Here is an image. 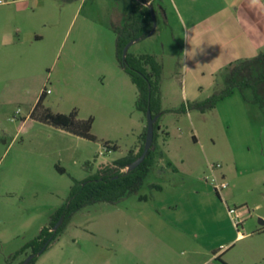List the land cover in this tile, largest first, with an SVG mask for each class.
<instances>
[{
	"label": "rangeland",
	"instance_id": "obj_1",
	"mask_svg": "<svg viewBox=\"0 0 264 264\" xmlns=\"http://www.w3.org/2000/svg\"><path fill=\"white\" fill-rule=\"evenodd\" d=\"M22 1L25 33L40 40L28 41L25 34L24 64L0 48V56L6 60L10 57L6 66H0V264H22L30 251L20 249L48 226L55 210L64 203L72 179L82 180L123 157L137 140L139 143L146 126L145 116L135 108L136 89L115 59V30L123 21L117 13L118 0ZM127 8L133 9L129 0ZM9 14L0 10V17ZM179 44L180 40L157 33L130 49L137 55L153 56L161 65V105L176 111L185 105L179 92ZM42 91L47 92L42 105L52 113L74 110L79 120L91 118L95 141L30 120L29 113ZM260 112L255 124L260 126L256 133L259 153L255 157L251 148L246 152L250 158L246 172L239 170L237 176L224 178L228 188L218 199L226 211L234 209L233 216L241 213L238 228L229 215V219L221 216L219 228L229 222L234 235L237 231L248 233L234 243L228 264H264V110ZM201 118H167L175 148L172 162L178 164L187 152L197 162L205 161V155L209 163L220 165V175L225 164L215 156L224 148V135L217 122L208 116L205 121ZM193 136L198 138L197 144ZM209 138L214 140V147ZM105 142L115 150L106 151ZM55 167L62 168L63 173ZM204 175L206 180L207 167ZM155 179L149 172L137 194L115 204L97 203L76 212L35 264H203L206 258L192 259L186 250L168 248L141 224L139 210L153 205L150 201L156 190L150 183ZM170 191L163 195L170 201L173 196L176 202L193 200L185 188L174 186ZM138 196H146L148 202L138 200ZM258 203L261 209L254 208ZM173 229L179 232L177 227ZM206 264L221 263L218 259Z\"/></svg>",
	"mask_w": 264,
	"mask_h": 264
},
{
	"label": "crops",
	"instance_id": "obj_2",
	"mask_svg": "<svg viewBox=\"0 0 264 264\" xmlns=\"http://www.w3.org/2000/svg\"><path fill=\"white\" fill-rule=\"evenodd\" d=\"M127 1L118 0L116 9L123 20L122 25L132 13L141 16L142 11L149 7L153 11L154 25L147 38L157 33H166L172 41L180 40L182 59L179 92L183 104L202 101L220 89L223 86L224 70L230 64L251 59L259 53L264 54V0H258L256 4H252L251 0H129L133 3L131 10L127 8ZM23 2L14 0L0 5L1 11L11 13L0 17V48L6 49L21 64L25 62V34L28 41L40 40L38 36L25 33ZM137 42H132L127 49L128 53L137 55L136 52H130L132 45ZM0 57H3L0 66L10 62V57H7L8 60L4 56ZM161 110L173 112L165 113L158 122L156 155L148 173L154 175V182L162 181L150 183L151 186L158 185L160 189L152 195V201L149 200L153 205L139 210V220L143 226L149 227L154 237L172 250H186L193 255L192 259L206 258L203 264L218 259L221 264H228L232 259L228 253L234 243L246 238L248 233L234 235L229 222L226 227L219 228L221 216H229L218 200L219 196L212 193L213 190L205 180L204 174L209 164L205 155V161L197 162L191 152H187V155L178 159V164H173L172 150L175 148L169 137L167 118L186 116L191 119L193 115H200L204 119L208 116L219 124L225 145L215 157L225 164L219 173L226 179L229 174L237 176L239 170L246 172L245 166L250 161L246 152H250V148L257 157L260 139H257L256 133L260 126L255 124L263 110H255L236 91L205 113H177L176 110L164 109L162 105ZM204 119L201 118L202 121ZM193 140L194 144L198 143V138L193 136ZM248 141L250 147L246 146ZM209 142L215 146L213 139L209 138ZM138 148L137 140L129 150L135 154ZM174 186L180 190L185 188L193 200L176 202L175 196L171 201L163 197L169 189L170 193L173 192ZM254 208L261 209L262 205L258 203ZM174 227L179 232L174 231ZM188 259L191 260V257Z\"/></svg>",
	"mask_w": 264,
	"mask_h": 264
},
{
	"label": "trees",
	"instance_id": "obj_3",
	"mask_svg": "<svg viewBox=\"0 0 264 264\" xmlns=\"http://www.w3.org/2000/svg\"><path fill=\"white\" fill-rule=\"evenodd\" d=\"M147 2L148 0H141ZM154 19L150 15V8L144 9L141 16L132 13L125 24L115 30V59L118 67L129 77L136 89L137 97L135 108L146 115L147 110L155 118L153 123V139L151 147L144 160L133 170L126 168L136 160L143 148L146 126L139 136V148L134 154L132 150L111 163L101 166L95 173L82 180L72 179L68 195L64 203L53 213L48 226L40 229L36 237L28 241L19 252L30 251V259L27 264H35L38 255L43 253L57 238L69 223L72 216L79 210L97 203L115 204L119 200L130 195L137 194L149 168L155 159L157 143L158 122L162 115L168 112L161 110L160 103V76L161 65L151 55H132L126 52L122 60L124 46L133 41H140L149 36ZM237 91L242 100L264 110V54L259 53L251 59L237 61L227 66L224 70L223 86L215 90L208 98L202 101L187 102L182 105L177 113L197 111L205 113L212 110L216 103ZM45 91H42L29 113V119L42 124L50 125L73 136L88 141H95L91 134L92 119L79 120L76 112L72 110L68 114L52 113L42 105ZM106 151L115 150V146L103 143ZM87 165V164H86ZM59 173L63 169L55 167ZM150 188L159 190L158 185ZM138 200L146 201V196H138ZM60 224L53 229L57 222ZM17 254V253H16Z\"/></svg>",
	"mask_w": 264,
	"mask_h": 264
},
{
	"label": "water",
	"instance_id": "obj_4",
	"mask_svg": "<svg viewBox=\"0 0 264 264\" xmlns=\"http://www.w3.org/2000/svg\"><path fill=\"white\" fill-rule=\"evenodd\" d=\"M150 15H151L152 18H154L153 17V11H152L151 8H150ZM131 44H132V42H129V43H127L124 46V48L122 50V60H124L126 52H127V49L129 48V46ZM145 118H146V130H145V137H144L142 152H141L140 156L136 160H134L131 164H129L127 166V168H126L127 171H131L134 168H136L144 160L146 154L148 153V151H149V149L151 147L152 139H153V123L155 122V118H153L151 116V113L148 110L146 112ZM59 224H60V222L58 221L54 225L53 229H55ZM29 259H30V256L22 264H27Z\"/></svg>",
	"mask_w": 264,
	"mask_h": 264
},
{
	"label": "built area",
	"instance_id": "obj_5",
	"mask_svg": "<svg viewBox=\"0 0 264 264\" xmlns=\"http://www.w3.org/2000/svg\"><path fill=\"white\" fill-rule=\"evenodd\" d=\"M5 0H0V5L6 4ZM45 93H47L45 91ZM220 168V165L218 163H209L207 166L208 169V176L206 177V181L209 182V185L211 186L213 192L217 196H222V193L225 189L228 188V183L224 180V178L221 175H217L218 169ZM235 213L234 209L227 208V214L230 216L233 226L235 228H238L239 226V219L238 216L233 214ZM233 216V217H232ZM240 233L237 231V235Z\"/></svg>",
	"mask_w": 264,
	"mask_h": 264
},
{
	"label": "clouds",
	"instance_id": "obj_6",
	"mask_svg": "<svg viewBox=\"0 0 264 264\" xmlns=\"http://www.w3.org/2000/svg\"><path fill=\"white\" fill-rule=\"evenodd\" d=\"M251 3L256 4V3H258V0H251Z\"/></svg>",
	"mask_w": 264,
	"mask_h": 264
}]
</instances>
